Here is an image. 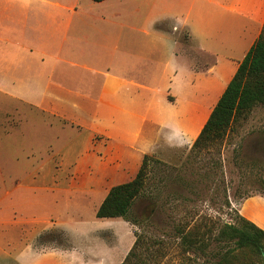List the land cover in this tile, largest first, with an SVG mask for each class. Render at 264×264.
I'll return each instance as SVG.
<instances>
[{
	"label": "rangeland",
	"instance_id": "374dc122",
	"mask_svg": "<svg viewBox=\"0 0 264 264\" xmlns=\"http://www.w3.org/2000/svg\"><path fill=\"white\" fill-rule=\"evenodd\" d=\"M68 1L81 15L94 12L98 3ZM122 4L126 1L116 0L105 9L116 11ZM39 9L42 17L47 15L43 4ZM29 33L34 42H44L46 51L58 47L44 31ZM87 42L82 37L71 47L98 53L104 73L133 77L134 56L126 46L115 50L106 42ZM152 58L143 62L148 65ZM78 74L82 77L74 78L71 100L47 102L44 109L0 93V264H16L15 259L23 264H119L132 235V248L140 237V264H205L208 257L184 253L175 229L204 218L231 223L242 200L264 201V107L255 108L218 147L194 153L199 134L189 139L163 133L166 129L158 132L163 123L195 134L199 116L183 117L190 111L185 100L190 93L183 86L176 104L157 100L150 121L135 133L138 120L130 122L111 102L143 114L148 93L134 94L125 86L116 96H106L110 103L102 107L103 76ZM194 112L203 120L205 109ZM145 155L152 159L146 185L128 218H97L108 191L133 180Z\"/></svg>",
	"mask_w": 264,
	"mask_h": 264
},
{
	"label": "crops",
	"instance_id": "0c3cea01",
	"mask_svg": "<svg viewBox=\"0 0 264 264\" xmlns=\"http://www.w3.org/2000/svg\"><path fill=\"white\" fill-rule=\"evenodd\" d=\"M114 1L94 3V12L81 15L68 0H0V93L44 109L47 102L70 101L75 95L74 78L82 77L78 74L82 72L87 76L90 71L103 76L98 99L102 107L110 103L106 96H116L125 86H131L134 94L148 93L150 99L143 114L111 102L115 111L140 125L136 133L150 121L157 100L176 104L183 86L190 93L185 100L191 111L183 117L199 116L195 134L189 136L183 129L163 123L158 132L166 129L163 133L197 137L240 63L263 33L264 0H124L126 4L118 10L107 11L105 7ZM42 4L47 12L44 17L39 9ZM29 31L50 34L48 41L58 47L46 51L44 42H34ZM82 37L96 46L97 41L106 42L115 50L119 45L126 46L124 50L134 56L130 70L133 77L127 80L120 72L110 75L100 71L98 53L72 49L71 44ZM149 57L153 58L147 65ZM194 109H205L203 120L198 112L192 113ZM239 213L264 230L261 198L242 200ZM133 242L132 235L119 264Z\"/></svg>",
	"mask_w": 264,
	"mask_h": 264
},
{
	"label": "trees",
	"instance_id": "16d2710c",
	"mask_svg": "<svg viewBox=\"0 0 264 264\" xmlns=\"http://www.w3.org/2000/svg\"><path fill=\"white\" fill-rule=\"evenodd\" d=\"M91 1L99 3L105 0ZM260 106L264 107V30L240 63L191 151L201 153L218 147ZM151 160L145 155L133 180L113 186L108 191L96 212L97 218H128L135 199L146 185ZM232 220L231 223H220L204 218L194 225H178L175 230L182 250L187 255L208 257L205 264H264V230L236 210L232 212ZM139 244L140 237H137L122 264H140L136 254Z\"/></svg>",
	"mask_w": 264,
	"mask_h": 264
}]
</instances>
